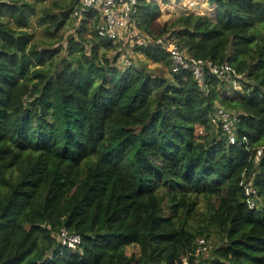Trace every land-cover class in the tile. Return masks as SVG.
Returning a JSON list of instances; mask_svg holds the SVG:
<instances>
[{
  "label": "trees",
  "instance_id": "1",
  "mask_svg": "<svg viewBox=\"0 0 264 264\" xmlns=\"http://www.w3.org/2000/svg\"><path fill=\"white\" fill-rule=\"evenodd\" d=\"M139 1L141 32L230 63L243 94L172 72L156 45L135 49L171 78L118 67L121 44L98 35L97 11L73 15L80 0H0V264H264V0H206L214 20L164 23ZM70 17L76 36L53 47ZM218 106L239 114L240 144L212 125Z\"/></svg>",
  "mask_w": 264,
  "mask_h": 264
},
{
  "label": "built area",
  "instance_id": "2",
  "mask_svg": "<svg viewBox=\"0 0 264 264\" xmlns=\"http://www.w3.org/2000/svg\"><path fill=\"white\" fill-rule=\"evenodd\" d=\"M139 0H80V5L75 9L73 15L83 17L86 12L97 11L101 16V22L98 25V35L102 38L117 41L124 33L136 28L135 16L139 8ZM136 31L139 29L136 28ZM137 31V32H138ZM123 35V36H124ZM141 33L136 36L139 46L156 45L170 56L172 63V72L178 73L181 70H187L193 74L196 80L200 83L205 81L208 73H211L222 81H236L239 77L237 70L228 62H214L212 60H201L190 56L185 49L177 44L176 38L169 34L162 38L153 39L148 36L143 41L140 38ZM129 62V64H127ZM125 66L132 64L128 58H124ZM210 120L213 126L221 128L223 135L226 137L228 144H240L237 137V124L240 121L239 114L226 109L223 106H218L215 112L210 115ZM263 148L257 150L255 162H258L262 156ZM257 195L255 189H248V193ZM256 200L250 202V207L254 208ZM62 246L71 249L81 250V236L77 233H72L64 230L60 236ZM205 240L201 239L198 243L199 249L204 248ZM198 249V250H199Z\"/></svg>",
  "mask_w": 264,
  "mask_h": 264
},
{
  "label": "rangeland",
  "instance_id": "3",
  "mask_svg": "<svg viewBox=\"0 0 264 264\" xmlns=\"http://www.w3.org/2000/svg\"><path fill=\"white\" fill-rule=\"evenodd\" d=\"M159 5L161 9V16H160V22H172L174 19H176L178 16L183 14H202L205 15L212 20H214V17L216 15V6L210 4L208 1L205 0H155ZM56 12V11H53ZM78 18V17H77ZM82 17L78 18L81 19ZM76 22L78 23V20L75 18H71L66 22L64 28L60 31L59 35L63 37L59 42H56L53 47L59 46L64 41L68 40L69 38L76 36ZM137 28V26H136ZM133 28L129 34L122 35L117 41H114V44H121L119 53L121 54V57L119 61L117 62L118 67L124 68L126 67L124 64V58H128L129 61L132 62V65H138L143 66L146 65V67L152 71L155 75L165 76L167 78H171L169 75V69L164 65V63H154L153 61L147 59L143 54L139 53L135 49V44L137 43V38L135 35L138 34V32L141 33L140 38L141 40H145L148 35L141 32L140 30L137 32ZM31 31L35 35V40L41 43H44L45 45H48L50 41L48 40L49 36L45 35V31L43 28L37 25L36 19H33V27ZM147 41V39H146ZM43 45V44H42ZM44 46V45H43ZM42 46V47H43ZM115 54V52H108V55ZM129 64V62L127 63ZM224 86H221L220 94L222 96L229 97L231 99H238L243 94V86L238 79L236 81H225ZM199 132L201 133V130L199 129ZM204 238H199L197 240V244L199 241ZM205 240V239H204ZM208 243L207 251L210 248L209 242L205 240V245ZM212 244V243H211ZM204 243L202 246H205ZM139 250L138 247H129L128 252L131 254L134 251ZM200 250V249H199ZM183 263L187 264V258H183Z\"/></svg>",
  "mask_w": 264,
  "mask_h": 264
},
{
  "label": "crops",
  "instance_id": "4",
  "mask_svg": "<svg viewBox=\"0 0 264 264\" xmlns=\"http://www.w3.org/2000/svg\"><path fill=\"white\" fill-rule=\"evenodd\" d=\"M206 1V0H205Z\"/></svg>",
  "mask_w": 264,
  "mask_h": 264
}]
</instances>
